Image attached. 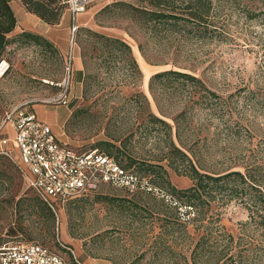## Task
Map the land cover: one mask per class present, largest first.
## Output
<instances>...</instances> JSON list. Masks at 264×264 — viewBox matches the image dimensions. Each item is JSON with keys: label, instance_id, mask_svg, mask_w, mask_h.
<instances>
[{"label": "rangeland", "instance_id": "obj_1", "mask_svg": "<svg viewBox=\"0 0 264 264\" xmlns=\"http://www.w3.org/2000/svg\"><path fill=\"white\" fill-rule=\"evenodd\" d=\"M116 1L91 0L76 24L126 35L139 73L119 61L87 57L80 84V74L71 72L68 103L52 102L66 86L71 45L73 56L92 46L77 31L71 42L65 3L69 17L57 27L60 47L8 45L0 119L6 109L26 103L56 110L47 122L62 140L79 151L108 149L122 162L149 168L160 186L193 207V216L183 221L152 195L108 185L56 202L53 211L27 187L17 165L3 159L0 245L37 241L57 248L59 239L82 264H264V203L248 181L227 178L204 201L202 195L189 201L183 193L194 184L190 163L211 175L249 172L264 188V0H210L202 24L179 21L156 29L121 7L97 15ZM168 69L198 81L170 76L150 88V76Z\"/></svg>", "mask_w": 264, "mask_h": 264}, {"label": "built area", "instance_id": "obj_2", "mask_svg": "<svg viewBox=\"0 0 264 264\" xmlns=\"http://www.w3.org/2000/svg\"><path fill=\"white\" fill-rule=\"evenodd\" d=\"M91 0H65L73 16L83 13ZM74 18V17H73ZM78 26L71 25V42ZM73 49L65 56V88L51 101L68 103V85L73 71ZM9 65L0 60V76ZM67 83V84H66ZM28 103L6 109L0 119V155L13 161L25 181L53 211L64 202L95 192L103 185L126 193L149 194L174 207L183 221L193 216V207L183 204L166 188L133 167L122 166L114 157L97 149L79 151L62 140L52 125L30 110ZM9 130V132H8ZM16 150L17 156L11 151ZM0 264H82L75 249L61 240L57 248L37 241H15L0 245Z\"/></svg>", "mask_w": 264, "mask_h": 264}, {"label": "trees", "instance_id": "obj_3", "mask_svg": "<svg viewBox=\"0 0 264 264\" xmlns=\"http://www.w3.org/2000/svg\"><path fill=\"white\" fill-rule=\"evenodd\" d=\"M21 2L29 12L36 14L48 24L58 23L62 16L63 9L65 8L64 0H21ZM115 7L128 9L131 12L132 17H136L139 20H142L143 23H148L153 29H156L157 25L162 28L166 27L167 24L178 25L179 21H193L195 24H202L204 19H206V13L210 9V0H194L187 2L186 4L176 3V0H135V2L118 0L102 7L97 12V15L99 16L102 13L111 11L112 8ZM16 21V16L8 0H0V60L3 58L8 45L12 43L52 46V44L44 37L32 32L24 31L9 36V33L16 26ZM100 25L103 26L102 23H100ZM76 31L78 36L82 33L86 36L85 40H88V42L92 44L90 51L88 50L86 53H81L84 67L87 65V57H101L104 62L110 60L119 61L122 65L127 66L132 73H139L131 46L125 40L86 27H80ZM139 47L141 48L140 45ZM170 76L198 81V78L190 73L168 69L152 74L149 78V87L151 88L155 81L167 79ZM153 119L164 125H168L164 120L157 116H153ZM101 145L111 146L109 142H103ZM170 146L175 152H178L182 158H187L186 154L175 146L173 142L170 143ZM106 151L108 152V155L114 157L122 166L126 168L133 167L137 172L149 176L154 183L158 184L152 175L148 174L149 172L151 173L149 168L143 167V165L138 162H122L117 156L112 155L110 150L106 149ZM3 159L7 158L0 155V161H3ZM189 172V176L194 180V184L183 191L189 201L199 198L201 195L202 201L207 197L212 198L213 191L221 189L225 180L232 177L233 180H239L241 182L248 181V186L258 192L259 197H261L264 203V188L261 186L262 182L257 176H254L249 172L244 174L239 170H234L224 174L211 175L208 173H201L191 163L189 164ZM40 200L43 201L42 199ZM43 203L46 204L44 201ZM47 207L49 206L47 205ZM262 216L264 217V214Z\"/></svg>", "mask_w": 264, "mask_h": 264}, {"label": "crops", "instance_id": "obj_4", "mask_svg": "<svg viewBox=\"0 0 264 264\" xmlns=\"http://www.w3.org/2000/svg\"><path fill=\"white\" fill-rule=\"evenodd\" d=\"M8 2L10 4V6L12 7L14 14L16 16V20H17L16 26L9 33V36L16 35V34H19L21 32H24V31L32 32V33H36V34L44 37L53 46L60 47V45H61V33L57 27L62 25L63 22L64 23L68 22L69 14L67 13V10L62 13V16H61L58 23L48 24V23L44 22L42 19H40L36 14L29 12L25 8V6L22 4L21 0H8ZM106 3H108V2H106ZM83 13L77 14L76 16H73L70 13V16L72 18V23L76 24V20H78V19L83 21L84 18H81L82 16L81 17L79 16ZM76 25L78 26V24H76ZM119 36H120V38L125 40L131 46V49L133 51L134 47H133L132 43L130 42V40L127 38V36L124 34H120ZM73 71H74L73 76L75 75L76 72L80 74V79L78 81V83L80 84L82 76L84 75V68H83V63H82V59H81V55H80L79 50L77 52H75L74 57H73ZM27 107L30 110H32L37 115V117L40 119H44V120L48 121L49 119L57 117L56 110L47 109V108H45V106H41V107L36 108L32 104L31 105L28 104ZM53 129H54V126H53Z\"/></svg>", "mask_w": 264, "mask_h": 264}]
</instances>
